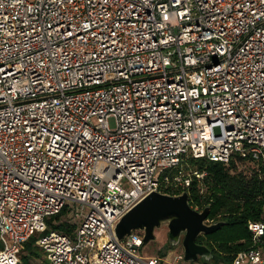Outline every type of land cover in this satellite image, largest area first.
I'll return each instance as SVG.
<instances>
[{
  "label": "built area",
  "instance_id": "built-area-1",
  "mask_svg": "<svg viewBox=\"0 0 264 264\" xmlns=\"http://www.w3.org/2000/svg\"><path fill=\"white\" fill-rule=\"evenodd\" d=\"M190 160L264 182V0H0V264L35 236L44 264H264V221L218 263L117 238L153 193L210 207Z\"/></svg>",
  "mask_w": 264,
  "mask_h": 264
},
{
  "label": "trees",
  "instance_id": "trees-1",
  "mask_svg": "<svg viewBox=\"0 0 264 264\" xmlns=\"http://www.w3.org/2000/svg\"><path fill=\"white\" fill-rule=\"evenodd\" d=\"M190 164L193 169L207 173L205 184H200L197 180L193 182L191 199L197 203H210V218L222 214L221 222L226 223L215 234L200 236L197 243L207 246L216 256V262L230 261L232 257L225 253L236 254L250 245L248 222L264 221V182L259 183L255 177L247 178L242 173L232 171L231 166L221 163L190 160ZM62 215L64 213L51 217L48 224L50 228L70 233L76 226L63 224L55 227L54 220L60 219ZM36 239V236L32 237L25 245L24 252L27 254L22 255L21 264H34L32 260L36 259H43V264L46 262V254L36 245ZM240 240H245V243L240 244ZM229 243L235 245L231 246Z\"/></svg>",
  "mask_w": 264,
  "mask_h": 264
},
{
  "label": "water",
  "instance_id": "water-1",
  "mask_svg": "<svg viewBox=\"0 0 264 264\" xmlns=\"http://www.w3.org/2000/svg\"><path fill=\"white\" fill-rule=\"evenodd\" d=\"M209 215L210 207L202 213L192 210L187 194L172 197L153 193L118 222L115 234L122 240L136 230L143 231L145 245L155 239L156 230L166 226L170 249L175 250L177 246H182L185 260L189 263H197L199 258L210 263L216 256L207 246L198 244L197 240L200 236L215 234L226 223L219 222L213 226H206L204 221Z\"/></svg>",
  "mask_w": 264,
  "mask_h": 264
},
{
  "label": "rangeland",
  "instance_id": "rangeland-1",
  "mask_svg": "<svg viewBox=\"0 0 264 264\" xmlns=\"http://www.w3.org/2000/svg\"><path fill=\"white\" fill-rule=\"evenodd\" d=\"M109 125L111 127V129H115L116 127V122L114 118H111L109 120ZM75 205L72 204L71 208L73 209V211L66 213L65 215L61 216L60 219L58 220H54V224L55 227H60L63 226V223H65L67 220H69L71 222V224L69 226H78L80 225V222L83 219V216H74V208ZM64 227H66L64 225ZM75 227V228H76ZM73 230V229H72ZM239 243H245V240H240ZM231 246H234L235 243H229ZM172 251V249L168 248V229L166 226H163L162 228L158 229L155 231V239L150 241L148 244H145L143 249H142V254L144 256H148V257H155V256H159L162 255L164 256L165 253ZM176 252H181L182 251V246H177L175 248ZM24 255H26L27 253H23ZM22 254V255H23ZM235 254L233 252H229V253H225L226 256H231ZM22 258V256H21ZM34 262V264H43V259H36V260H32ZM205 260L203 258H199L198 262H204ZM217 259H213L211 260V262L213 263H218L216 262Z\"/></svg>",
  "mask_w": 264,
  "mask_h": 264
}]
</instances>
